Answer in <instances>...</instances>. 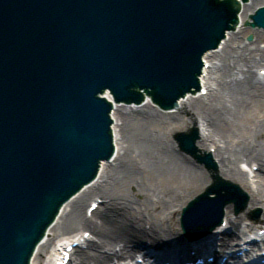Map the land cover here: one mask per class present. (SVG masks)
<instances>
[{"label": "water", "instance_id": "water-1", "mask_svg": "<svg viewBox=\"0 0 264 264\" xmlns=\"http://www.w3.org/2000/svg\"><path fill=\"white\" fill-rule=\"evenodd\" d=\"M239 9L238 0H0V264H28L62 202L112 154L111 103L99 93L140 101L144 89L177 106ZM251 17L264 26V7ZM176 137L215 171L193 202L217 188V210L241 202L198 153L197 129ZM210 202L186 213L203 223Z\"/></svg>", "mask_w": 264, "mask_h": 264}, {"label": "bare ground", "instance_id": "bare-ground-1", "mask_svg": "<svg viewBox=\"0 0 264 264\" xmlns=\"http://www.w3.org/2000/svg\"><path fill=\"white\" fill-rule=\"evenodd\" d=\"M260 5L264 0L241 3L238 29L228 31L221 45L203 56L199 81L205 94L187 93L178 100L177 107L189 112V118L174 110L161 111L149 99L138 105L114 104L113 157L102 161L97 177L62 206L37 245L31 264H49L57 243L77 236L80 229L91 235L85 242L88 250L75 249L79 264H108L135 256L138 243L152 247L192 243L179 232L176 218L193 196L210 188L206 185L212 184L215 172L176 150V145L180 148L177 133L190 132L195 121L201 128L195 140L197 150L211 151L219 175L242 186L250 205L264 210V74L260 72L264 69V31H254V38L246 41L250 30L241 25ZM180 128L174 134L175 144L171 134ZM241 163L257 169L248 171ZM217 191L220 188L211 193L220 197ZM89 199L88 207L100 200L91 216L84 207ZM230 211L228 205L225 227L230 225L235 231L217 227L224 231L219 242L216 229L201 237L205 255L218 258L230 250L235 253L229 236L237 232L240 239H247L253 229L258 235L264 227V218L253 224ZM259 242L264 246V233ZM193 245L197 248L198 244Z\"/></svg>", "mask_w": 264, "mask_h": 264}, {"label": "rangeland", "instance_id": "rangeland-1", "mask_svg": "<svg viewBox=\"0 0 264 264\" xmlns=\"http://www.w3.org/2000/svg\"><path fill=\"white\" fill-rule=\"evenodd\" d=\"M247 2H250V0H248ZM242 26L244 27V28H248L250 31L246 34V37H245V39H246V41H251L253 38H254V36H253V32L254 31H264V28H251V27H248V26H245L244 25V23L242 24ZM249 35H251L252 36V38L251 39H248V36ZM124 105H128V104H126V103H123ZM151 104H152V106H154V107H157L159 110H161V111H168V110H165V109H162L161 107H159L158 105H156V104H154V103H152L151 102ZM133 105H135V104H133ZM174 111H176V112H178L179 114H183L186 118L188 117H190V113L188 112H184V110L182 109V108H180L179 107V109H173ZM196 122H194V123H192V125L191 126H194V124H195ZM197 126H198V128H199V130H200V126H199V124H198V121H197ZM188 128H187V126L186 127H184V129H183V131H185V130H187ZM182 129L180 128V130H177V131H174L172 134H171V139L175 142V136H174V134L176 133V132H178V131H181ZM175 144H177L176 142H175ZM176 150L177 151H179V152H181L182 154H186V155H188V156H190V157H192L189 153H187L186 151H184V150H180V148H179V146L178 145H176ZM193 158V157H192ZM214 158V157H213ZM194 159V158H193ZM215 159V158H214ZM195 162L197 163V160H195ZM215 162H216V159H215ZM217 163V162H216ZM243 165V164H242ZM207 169V168H206ZM209 184L210 183H208L206 186H209ZM205 186V187H206ZM240 186V185H239ZM241 188L246 192V194H247V198H248V200H247V205L244 207V209L242 210V211H237V209H236V207H235V205L233 204V203H230V204H228V205H230L231 206V211H230V214L232 215V216H239V215H242L244 218H245V220L247 221V222H249V221H253V224H259L260 223V220L261 219H263L264 217V210H263V208L261 207V206H259V205H250V200H249V195H248V192L241 186ZM205 189V188H204ZM204 189H202L201 191H203ZM194 197V196H193ZM192 197V198H193ZM90 200L91 199H89L88 201H86L85 203H84V207L86 206L87 207V205H88V203L90 202ZM255 210H259V216H258V219H255V218H253V216H252V213L255 211ZM225 212V214H226V208H225V210H224ZM180 212H181V209H180ZM179 215H180V213L178 214V216H177V218H176V225H177V227L179 228L178 230H179V232L181 233V229H180V226H179ZM230 215V216H231ZM224 216H226V215H224ZM249 219V220H248ZM229 227V229L231 228L230 227V225L228 226ZM228 227H226V228H228ZM231 230V232H232V228L230 229ZM254 230V229H253ZM234 231V230H233ZM230 232V233H231ZM234 234V233H233ZM238 235L235 233L234 235H231V237L232 238H236Z\"/></svg>", "mask_w": 264, "mask_h": 264}]
</instances>
